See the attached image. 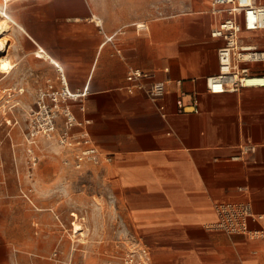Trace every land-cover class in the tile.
Returning <instances> with one entry per match:
<instances>
[{
	"label": "crops",
	"instance_id": "crops-1",
	"mask_svg": "<svg viewBox=\"0 0 264 264\" xmlns=\"http://www.w3.org/2000/svg\"><path fill=\"white\" fill-rule=\"evenodd\" d=\"M36 2L21 21L11 14L18 25L12 30L19 29L12 54L26 62L14 82L29 84L35 106L47 93L52 110H73L84 122L78 132L87 131L99 149L93 176L107 184L109 211L147 248L145 264H264V237L217 226L226 202L264 213V86L215 93L206 83L219 72L223 43L211 29L226 12L215 11L211 0ZM243 35L264 47V32ZM243 65L264 72V60ZM132 68L144 75L129 81ZM159 81L166 90L153 100L147 89ZM24 209L4 224L0 264L109 261L70 252L66 221L51 205ZM260 226L249 222L251 229Z\"/></svg>",
	"mask_w": 264,
	"mask_h": 264
},
{
	"label": "rangeland",
	"instance_id": "rangeland-1",
	"mask_svg": "<svg viewBox=\"0 0 264 264\" xmlns=\"http://www.w3.org/2000/svg\"><path fill=\"white\" fill-rule=\"evenodd\" d=\"M29 5L36 6V0H13L6 6L0 0V9L19 21ZM0 15V19L6 17ZM18 32L16 28L7 36L12 42L8 53L17 63L15 69L9 74L0 72V86L10 87L0 91V104H7V110L0 108V236L6 228L4 224L26 214L25 203L51 205L56 218L66 221L70 252L78 251L80 258L93 252L102 254L103 258L109 259L102 261L104 264H145L141 254L143 246L130 236L119 214L109 211L107 184L93 176L94 166L98 164L86 160L78 166L81 146L62 147L65 146L61 142L66 129L65 113L73 114V110L36 108L39 103L35 106V99L29 97V84L14 82V71H23L26 63L12 54L18 48ZM61 102L57 100V103ZM31 106L35 110H27ZM49 118L55 123V129L48 131L56 136L55 143L43 137V128ZM77 128L74 126L72 130L78 131ZM33 138L36 141L32 142ZM57 145L62 148V154ZM61 165L67 171L64 178H60ZM78 221L82 223L85 235H77L74 231ZM0 255H4L2 250ZM131 256L132 262L129 261Z\"/></svg>",
	"mask_w": 264,
	"mask_h": 264
},
{
	"label": "built area",
	"instance_id": "built-area-1",
	"mask_svg": "<svg viewBox=\"0 0 264 264\" xmlns=\"http://www.w3.org/2000/svg\"><path fill=\"white\" fill-rule=\"evenodd\" d=\"M215 11L226 12L218 23L211 29L213 37L222 38L223 43L218 48L219 72L208 76L206 83L211 92H224L226 90L237 91L245 86H264V72L251 70L244 62L263 61L264 47L255 42L245 40L244 32H264V4L257 3L255 0H211ZM59 66V65H58ZM144 72L140 68H132L127 79L129 81L141 77ZM128 89L132 91L133 86ZM166 90L164 81L154 82L147 89L148 96L156 100L160 98ZM43 93L39 105L42 110H52L44 97ZM52 101L57 102V95L50 93ZM182 110H187L183 100H178ZM163 112L164 106L159 105ZM66 129L62 134L61 142L64 145L81 146L80 153L77 155L78 165L82 161L91 160L99 162V149L92 144L87 131H74L72 128L82 125L84 122L79 120L74 114L66 111ZM48 131L55 129L52 118L47 121ZM219 221L217 226L234 233L247 234L253 237H264V213L252 211L248 203L226 202L219 206ZM260 222L261 226L251 229L250 220ZM143 261H146L148 250L143 246L141 249ZM134 260L133 256L129 261Z\"/></svg>",
	"mask_w": 264,
	"mask_h": 264
},
{
	"label": "bare ground",
	"instance_id": "bare-ground-1",
	"mask_svg": "<svg viewBox=\"0 0 264 264\" xmlns=\"http://www.w3.org/2000/svg\"><path fill=\"white\" fill-rule=\"evenodd\" d=\"M11 1H13V0H3V3L6 6V4L11 2ZM0 13L2 15L6 16V17L0 19V72L9 74L12 71V69L14 68L15 64H14L13 60L11 59V57L9 55L5 54V52L9 46V44L12 43L11 40L9 39L10 37L8 38L7 36L9 33H11V30H12L15 22H13L11 17L6 13V11L4 9H0ZM43 55H44V53H43ZM1 107H4V104H0V108ZM43 131H44L43 137H45L47 139L48 138L50 139L52 137H56L53 134V132H48V129L45 126L43 128ZM40 132H42V131H40ZM37 133H38V131L35 134H37ZM34 141H36L35 138H33L32 142H34ZM62 147L66 148V145L62 146ZM79 230H81L80 234H82V235L85 234V231L82 229L81 223H77V226L74 229V231H76V232H78Z\"/></svg>",
	"mask_w": 264,
	"mask_h": 264
}]
</instances>
